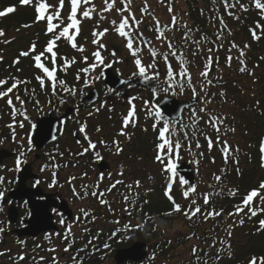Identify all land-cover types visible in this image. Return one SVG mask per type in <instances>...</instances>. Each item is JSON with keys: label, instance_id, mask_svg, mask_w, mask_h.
I'll list each match as a JSON object with an SVG mask.
<instances>
[{"label": "snow or ice", "instance_id": "snow-or-ice-1", "mask_svg": "<svg viewBox=\"0 0 264 264\" xmlns=\"http://www.w3.org/2000/svg\"><path fill=\"white\" fill-rule=\"evenodd\" d=\"M65 2L66 0H58V4H50L48 0H20L21 5H29L33 6L36 12L35 23H44L45 24V35L49 37L47 43L43 47V50H37V41H33L29 48L25 51H21L18 57L13 60V66L20 63L21 57H31L34 61V67L39 70V73L35 75V80L38 82L41 90H45L47 88L48 92L52 96H57L59 98V103L61 105L67 103L65 97L74 98L78 94L80 96L85 95V89L94 87L97 82L104 79L107 70L113 68L115 64H123L124 60L117 56V52L114 49L110 55L112 59H109L105 55H102V52L107 51V46L105 43L101 42V38L106 36L109 29L104 28L102 31H93V37H95L92 41L94 45H96V50L91 53L92 61L89 63V57L82 55L80 58V62L85 64V67L78 68L75 74V81L72 84H69L62 78H58L57 72H62L67 74L68 70L75 64H77V60L75 57H67L63 55H59V41L63 40L66 43L70 44L71 48L76 50L77 52L84 53L86 50L83 45H78L77 37L81 32V24L84 19H91L93 13H95L100 21L107 20L108 17L104 15L105 12H115L119 16V22L116 19H112L110 24L112 25L114 31L122 38H125L126 43L125 47L129 52V55L132 57V63L134 65L135 70L132 71L129 79L124 81V83L128 84V86L136 87V84L131 83V80L135 78L139 83L143 85H150L151 82L155 81L156 85L151 87L152 99L144 100L143 104L146 109H149L153 112L155 116V120L153 123V130L158 131L157 140L159 143L156 145V156L155 161L161 165V169L164 172L169 173V181L168 187L166 189V195L168 199L171 201L172 207L170 211L164 212L165 216H172L173 214H182L188 221H193L194 218H198L207 222L209 219H215L216 217H220L223 215V209L217 210L214 207H204L209 206L212 202V198L214 196L224 195V187L221 185L222 176L226 169L221 170V175H215L214 179L216 184L209 185V188L212 191L205 193H197L196 187L191 185L188 179L181 178L180 184L187 185V189L183 191V196L185 199L189 200V204L187 206L182 207L181 204L177 203L171 194L172 186L174 181V177L177 176V161L182 159L181 156V148H186V150L191 153L193 156L197 155L192 152V143L191 140L195 139L196 144L195 147L199 149L201 144L199 142L198 133H201V130L198 128L200 121L203 119V116L200 113H204L209 116V119L205 121L206 124H209L214 131L216 132V138L213 140L211 136L207 134V132H202L204 139L207 141L208 150L211 151L213 145H218L220 150L224 156L225 165L229 163V158L232 157L233 163L236 165L239 164V160L235 158L234 153L239 152V147L237 146L234 150L231 149L227 140L221 141V138L227 136L228 132L235 133V128H223L225 121L227 120L226 116H212L208 113L207 105L212 103V100L208 96V87L213 84V80L209 78V72L213 67V57L212 53L214 51H219L220 48L223 47V44H217V41H222L224 39V31L227 30L228 35H231V30L227 28V25L224 21L223 16H215L210 17V20H219L220 25L222 27L215 33L216 40H211L205 34H202L200 38L194 39L193 34L198 29L190 28L187 21L183 19V17L179 13L173 14V0H168L167 7L168 12L171 15V22L169 24H161V22L153 15L154 24L152 28L149 30H155L156 36L155 40L159 42V46L153 44L151 39H148L144 36L143 31L140 30L141 25L143 24V19H138L134 14V10L132 8L133 0H119V4L117 0H104V7H102L99 11H97L96 6L92 4V0H68L70 8L67 12H65ZM161 3H164V0H160ZM254 6L261 10L262 18H264V3L261 0H253ZM224 4L225 11L229 16H233L236 19H239L238 16H235L233 11H229V9H235L237 5L240 6L241 10L247 11V8L244 4L240 3V0H222ZM82 5H91V7L82 8ZM122 5V6H121ZM218 10V9H216ZM16 11L15 6H8L4 8V10L0 11V17H5L11 13ZM141 14H145L149 12L147 0H145V5L140 9ZM150 14V13H149ZM201 14H203V9H201ZM186 15V14H185ZM31 25H23V27L27 28ZM96 28H99V23L96 25ZM261 30L264 32V25H262L259 21L256 23V27L250 29L253 39L259 40L261 39V35L257 34V31ZM182 32V37L180 41L176 39V33ZM5 33L2 29H0V37H4ZM11 40L5 39L3 43L8 44L11 43ZM209 43L212 44V47H208L206 49L207 58L204 61V70L199 73V77L197 81H193V76L190 71V67L192 65V61L185 54L184 49L188 46H194V50L192 52V56L201 55L203 57L205 49L201 47L202 44ZM135 44V47H134ZM166 45V49L165 46ZM250 47L248 44H245L243 48H239V46L235 42H231V46L228 49L229 53L232 48H237L239 50V56L237 59L239 60L241 67L240 72H248L249 75H253L254 73L247 69V65L243 59L245 56L244 49ZM147 50L150 59L145 60L143 57V52ZM233 57L228 55L226 58V63L228 67H231V61ZM264 59V57H261ZM0 61H3V56L0 55ZM219 58H216V64L218 65ZM257 65L256 67H258ZM21 69H17L20 71ZM118 73H120V69H115ZM123 75L122 73H120ZM11 83L9 84V81ZM31 81L27 79H20L15 76L9 75L4 79H0V100H3L8 107L11 109V115L13 116V123L7 125L8 128L12 130V138L15 142L16 140V132H15V115L17 112V105L13 102V94L15 101L19 102L20 105H23L25 101L21 98V96L16 92L17 89L20 88L21 85H25L23 91L25 95H35L36 90L32 88L29 90L26 86L30 84ZM161 85H166L161 87ZM7 86V87H5ZM190 90L192 94V99H196L199 96V100H197V105L203 104V107L193 106L191 108V115L189 119L191 120V124L185 125L180 123L179 121H170L166 119V113L163 111L162 105L167 102V100H161L159 103H156L159 100L160 93H163L167 96H178L183 95L185 90ZM199 89V91H197ZM114 89L109 88L107 90L108 93H112ZM203 93L204 95H201ZM116 95L119 96L120 93L116 92ZM223 97L225 94L223 92L220 93ZM141 97L132 96L129 98L128 103L131 105L128 116L124 117V122L122 129L119 135H127L123 129L127 128L130 123L135 124V120L133 117L135 116V104L132 102L135 100H139ZM49 105H51V101H48ZM36 104H39V101H36ZM107 101L101 102L95 109V113L101 112V110L106 106ZM259 104V102H257ZM111 111V109H109ZM76 111H79V106L77 105ZM94 112H89L88 115L92 116ZM27 118V117H25ZM21 128L24 126L21 122L19 125ZM179 131L183 132V139L188 141L187 145L181 142L179 138ZM86 123L81 124L79 131L84 133L85 138L88 141V147L83 150V152L78 155L83 156L89 151H94L95 159L97 161L102 160L100 151L97 150V142H93L86 132ZM189 129L191 130V138L189 135ZM223 129V130H222ZM146 130V129H145ZM102 129L100 127L96 128V132H101ZM130 139V137H129ZM79 143V141H77ZM0 143H3V140H0ZM99 145L108 151H112L113 146L115 148V155H119L123 148L120 146V142L118 140H113L111 145L104 139H100L98 141ZM28 152L33 151L31 146V139H29V146L27 148ZM260 151L262 153L261 156V167H264V140L261 141ZM204 153L200 152L199 156L203 157ZM62 156V154H61ZM26 153L24 151V146L21 144V151L16 160V168L15 171L19 172L20 166L26 163ZM54 160L55 157H52ZM194 163L199 165V160H195ZM67 164H64L63 167H67ZM75 166V165H73ZM48 165H44L41 168V171H44ZM54 168L58 169L60 165H53ZM237 174H241V170L239 167L236 168ZM53 183L50 187L55 186L56 180V172L53 171ZM119 176H124L123 166H121V170L118 173ZM83 177H87V173L83 174ZM81 177V178H83ZM77 179L76 176H71L68 180V183L72 185V182ZM105 177L101 174L97 180V182L92 186V191H89V186L87 184L81 185L80 190L78 191L75 185H72V193L73 195L79 199L84 200L89 195L97 198L98 203L101 205H108V211L115 214V209L111 207L108 203V200L105 198L106 193H111L113 189L117 187V185L125 184L123 179H117L104 191L99 190L100 183L104 181ZM108 179L111 180V174ZM4 183V177L0 176V184ZM37 184L39 181L36 182ZM135 187H140V181L137 180L134 182ZM129 190L133 188V184L129 183L125 185ZM220 186V187H217ZM240 192L239 187L228 188L227 195L231 198H236ZM192 194H196L197 196H201L203 199V206L197 202L196 196ZM128 196H124L125 204H128ZM4 203V190H0V212L4 211L3 207ZM9 203H11L9 201ZM144 203H148V201H144ZM247 209V211H245ZM138 209L133 208L131 205L126 206L122 209L123 212H126L129 217L133 215V211ZM54 212H57L56 209H53ZM80 212L83 214L82 216H77L74 218L75 222L82 223L87 220L90 215L89 211L81 208ZM241 213H244L249 219L252 217H256L261 213H264V180L260 181L255 187L248 190L245 195H243L241 202L234 205V211L228 213V217L239 216ZM60 223L64 224V218L61 213ZM97 219L96 216H92L91 222H94ZM148 217L147 214L143 220V222H139L135 225L126 224L123 227V231H136L142 230L144 226L147 224ZM113 223L119 224V220H114ZM237 223V221H233L232 225H228L225 229L227 237L230 239L232 236V228ZM238 223L240 225L244 224V219L241 218ZM72 227L73 224H69L66 226L65 233L63 235V239L68 241V245L64 248V251L69 252L72 247L74 240L70 239L72 237ZM264 230V219L259 220V227L257 231ZM6 231L5 227H0V235H2ZM84 231H88L87 228ZM117 231H121V229H117ZM56 236H60L59 232L55 233ZM101 233H97L92 237L91 240L88 241L89 244H93V240L99 239ZM193 236L195 233L192 234ZM51 239V234L48 237ZM191 239L192 236L187 237ZM199 237H197L198 239ZM109 239H112V236H109ZM126 239H131V237H126ZM19 244L23 246L24 241H18ZM171 243V241H169ZM219 243L222 247L217 249V254L213 258L215 264H218V261L221 259V253L227 251L229 258H231V244L226 243L225 240H220ZM40 247V245H37ZM210 247H215V244ZM103 248L106 250H111L112 245L108 242H105ZM93 253L99 251L100 249L93 245ZM48 251L55 252L56 248H49ZM85 251V249H80L78 252L71 256L72 264H84V259L79 257V253ZM198 249L194 246L192 248V255L196 257L197 264H199L200 260L203 259L200 256H197ZM6 255V252L0 251V256ZM107 255V252H105ZM208 256V253H205V257ZM24 256L20 255L19 259L24 260ZM155 257L153 256V259ZM41 260L44 258L41 257ZM53 264H59L58 257L53 256ZM204 264H207V260H204ZM248 264H264V257L257 258L253 256Z\"/></svg>", "mask_w": 264, "mask_h": 264}, {"label": "rangeland", "instance_id": "rangeland-1", "mask_svg": "<svg viewBox=\"0 0 264 264\" xmlns=\"http://www.w3.org/2000/svg\"><path fill=\"white\" fill-rule=\"evenodd\" d=\"M12 4H16L17 0H11ZM117 3L119 4V0H117ZM7 4V3H6ZM147 4H148V8H149V12L145 13L144 15L141 14L140 9L144 7L145 5V0H133L132 2V7H135L137 13L139 14V16L142 17L144 23L143 25L145 26H151L154 24L153 21V15H155V17L160 21V22H165V23H169V21L171 20V15L168 12V7H167V2L166 0H164V3H161L160 0H147ZM176 6H172L173 7V14L175 13H179L183 19L185 21H187L188 17L187 15H185L188 12V9L186 7V5L183 2L180 1H176ZM96 9L97 11H99L102 7H104V0H97L96 3ZM186 12V13H185ZM150 13V14H149ZM93 15H96L95 13H93ZM105 16H107L108 18H117L116 16H118V14H116L114 11L113 12H105L104 13ZM107 20L104 21H98L97 24L99 23V28L98 31H101L103 29H101L104 24L106 23ZM96 24V25H97ZM101 27V28H100ZM109 31L106 34V36L103 37V41L102 43H105L107 48H110L112 46H118L121 47V52L118 53V57L121 58L122 60L125 61V63L123 64H116L117 68L120 69V73H122L123 75H121L119 73V76L122 77H126L127 75L131 74L132 71L135 70L134 65L132 63V57H130L128 55V53L126 52V47H125V41L124 39H120L119 37L117 38L115 36V33L113 32V29L108 28ZM33 32V33H32ZM89 33V34H88ZM87 33L86 37L88 39H91L93 37V30L89 29V32ZM25 36V37H24ZM10 39H12L14 42L11 44H5V43H0V49L2 50V52H0V55L3 54V58L7 59L8 62H12L13 60H15L16 57H18V53H16V49L19 48L21 45V47L23 48V50H25V48L27 47V44L32 43L33 41H37V45H41L46 39L47 37H45L43 35V32L41 30V27L39 26L38 28H34L31 29L29 32L23 34V35H18L16 36L15 32H10L9 35L7 36ZM3 38V37H0ZM7 39V38H5ZM3 39V40H5ZM150 39L152 40L153 44L159 46V42L155 40L154 36H151ZM64 42V41H63ZM90 41H88L87 43H89ZM62 43V41L60 42ZM26 44V45H25ZM135 46V44H134ZM96 45H92V44H88V46L85 48V52L83 55L88 56L89 59L91 60L92 56L91 53L93 51L96 50ZM77 52V51H75ZM231 53V52H230ZM72 54V53H71ZM73 55V54H72ZM76 55V54H75ZM102 55H104V52H102ZM143 57L145 60H149L150 56L148 55V53L146 52V50L143 52ZM82 55L80 56H75L76 58L79 57L81 58ZM74 57V55H73ZM202 68H200L198 70V73H196V77H194V80H197L199 77V73L201 71L204 70V62L201 64ZM24 69L25 66H22ZM4 71H6L7 69H3ZM28 71V70H27ZM18 74V72H17ZM201 79V78H200ZM237 82V86H240L239 91H237V95H238V99L240 101L241 106H243V110H241L242 108L239 107V110H241L243 117L242 120L247 127V130L249 131L247 133L248 136V140H246V137H242V132L243 129L241 127H239V132L235 133V136L230 137L229 139H233L236 138L237 140L240 141V145H242L243 150H240L242 152V156H244L246 153H252L253 152V147H254V140L250 141L249 139L254 138L257 134L258 135H263L264 132V127L262 128V124L264 123V119H260L255 112H253V107H257V102L260 101V91H257L256 88L254 87V85L252 84L253 81H250V77H248L245 80H235ZM259 95V96H258ZM263 95H261L262 97ZM107 99H109V101L112 100H117L118 98L116 96H106ZM264 98V96H263ZM135 103V107L138 108V111L140 110L142 113V110H144V105L141 103ZM146 109V108H145ZM44 110H47L46 112H50V108L45 107ZM128 111V107L127 105H119L117 107V112L116 115L112 116V117H98L96 113H94L92 116H89L88 113L92 112V111H84L81 114H79L77 118H79V121L81 122V124H85L87 125L86 129H88L89 131H92L93 133H91V137L93 139V141H96L98 143V141L100 139H104L106 140L108 143L112 142L113 140H118L120 142V146L121 145H126V144H131L133 142H138V139H135V136L133 134L134 137L130 136V131H132L130 128L128 131H126L125 129H123V131H125V133L127 135H119L121 129H122V118L126 116ZM136 111V110H135ZM253 112V113H252ZM5 119L2 123L3 128L7 129L8 132H11V129L7 127V125L11 122V117L9 114L4 115ZM35 117L36 115H32V113H30V120L31 121H35ZM23 120V119H21ZM24 121V120H23ZM236 122H238V120H235ZM25 127H28L30 124L28 121L24 122ZM92 125L94 126V130L91 129ZM100 127L102 129L101 132L97 133L96 132V128ZM233 127H238L236 126V124ZM19 128V127H18ZM245 129V128H244ZM16 131V130H15ZM18 131V140L15 143H12L10 141H4L3 143H0V148H7L8 150L12 151V149H15V147H13L14 145H18L21 143L23 144L24 147H27V135H28V130L25 129H17ZM210 135L214 136L212 137L213 140H215L216 138V132L210 129ZM230 133V132H228ZM11 134V133H10ZM232 134V133H231ZM17 135V134H16ZM233 135V134H232ZM260 136V137H261ZM130 137V139H129ZM145 136L142 135L141 141L142 144L145 146L144 148H140L139 152L142 153L144 155V157L146 158L145 160H134V157L131 158L129 157V155L132 154V150H130L129 148L124 152H122L121 155H115L114 152H108V150L104 149L102 146L98 145L97 149L100 151L101 156L103 157V161L108 163V165L110 166L109 170L104 171L103 175L105 177L104 181L102 183H100L99 186V190H101V188L103 187L104 190H106L107 186L112 183L115 179H123L125 181V183H134L135 181L139 180L141 182H143L144 184H142L139 188H132V191H145L146 190V186L145 185H151L153 184L152 182L155 181V178L160 175L163 176V172L161 169V165L158 164L155 159L153 158L154 156V151L156 149V145L154 143L149 144L148 142H146V140L144 139ZM154 139H152L153 142ZM225 140V136L221 138V141ZM237 140H235L234 142H228V144L230 145H236L237 144ZM66 141H69L70 143L68 144L69 149H71L72 151H76L75 153H81L83 152V150L85 148H83V144L78 145L75 141H73L72 136H68L67 138H64V144ZM249 141V142H248ZM138 144H141V142L139 141ZM18 145V147L20 146ZM134 145V144H133ZM217 148H215V150L217 151L218 148H220L218 145ZM114 148V146H113ZM214 150V151H215ZM115 151V148H114ZM213 152L210 154L209 159H214V161L217 160L216 157H218V153ZM91 153L87 152L86 154H84L81 158V161H78L75 163V166H70L69 169L63 170L60 178H59V182L61 183L60 185H57V190H55L56 195L62 196L70 205V207L73 209V211L75 213H79L80 209H86L88 208H94V210L99 211L100 214V218L104 217L105 219L107 218H113V220H119V221H123V222H127L129 224L133 223L134 225L139 223L138 220L137 221H133L132 219H126V217L124 216V213L122 209L125 207L123 203V201H120L119 199L121 198L120 193H118L119 191V187H117V189L112 193V194H107L105 198L109 201H116L115 204V208L117 210H119L118 213H111L109 214L108 210H104L103 207L98 203L97 198L92 197L91 195H89L86 199L84 200H79L77 199L73 193L71 192V186L68 183V180L71 176H76L77 179L75 181L72 182V185L74 184L77 188V190H80V186L87 184L89 186V191H92V186L97 182L98 180V169H97V165L98 163H96V159L89 157ZM124 154V155H123ZM184 156V154H183ZM89 158V161L88 159ZM33 161V162H32ZM30 162L32 163L31 167L34 169V165L37 164V160L34 159V157H32L30 159ZM217 162V161H216ZM4 163L2 165V168H0V176H5L6 181H10L13 177L14 172L12 171L13 169V157L10 158H6L4 160ZM218 163H216L215 165H209V167H211V169L213 170V168H217L218 169ZM121 166H123V170H124V174L126 175L125 178L124 176L121 177L118 175L119 171L121 170ZM126 169H128L127 171H125ZM258 169V164L255 163L254 165L250 164L247 167V171L248 173H256V174H252L249 179L247 180V183L251 186V187H255L257 185V178L259 177V170ZM85 171V173H87V177H83L82 172ZM255 171V172H254ZM34 170H32V173L34 174ZM111 174V180L108 179L109 175ZM133 174H137L136 176H133ZM47 181H49V176L47 175V173H45V176H43ZM83 177V178H81ZM4 179V180H5ZM151 182V184H150ZM32 184L30 182V180L25 182V186L28 188L31 187ZM44 185L42 183V187L40 186V188L45 189ZM70 186V187H69ZM152 187L150 186L149 189H151ZM199 190L201 193H205V192H209L211 189L209 188V184H207L205 186V188H201L199 187ZM44 191V190H43ZM164 192H165V188L163 189V191H159L157 193L154 194L153 198L155 199H161V196H164ZM127 205V204H125ZM98 209V210H97ZM100 222V221H99ZM101 224H103L101 222ZM119 228V225L117 226ZM101 229H110L111 226L105 224L103 227H100ZM165 233L164 234V238H168L171 239L175 242H179L181 238H183L184 240H186L187 242L184 243L183 246H180L178 250L174 251V253L169 257V259L167 260H162L160 263L161 264H178V263H188L191 264L192 260L191 257L192 255V248L195 246L197 249L200 248V243H208L209 240L207 239H203L202 237H200V235L198 236L199 238L197 239V236L192 237L191 239H187V237L191 236L190 234V228L189 226H187L184 221H177L174 223V227L170 230H166L164 229ZM6 238L8 239V244L6 242L5 244V248H11L14 249L13 254H17L20 251L15 250V240L13 238H11L10 234L6 235ZM224 239V238H223ZM264 239L262 237L261 240V245L260 247L264 246ZM243 242V244H247L249 245V243H251L253 246L254 245H259L260 243L255 242V239L252 235H248V234H244V233H239L236 235V239H235V245H241V243ZM249 242V243H248ZM236 249L233 247H231V250L235 252L236 255L239 254V252H241L240 254L244 257V260L247 261V258L249 256V254L251 252L247 250H242L241 248L238 249L237 246H235ZM259 247V248H260ZM199 252V251H197ZM238 252V254H237ZM12 253V252H11ZM64 252L59 253L58 255V260L59 263H62V261H64ZM255 253L258 254H264V251H256ZM212 254H214L215 257V251L211 250V252L209 253V255L207 257L211 258L212 260L210 262H212L213 264H215V262H213V258ZM224 254V253H222ZM222 260H224V255H221ZM25 263V262H24ZM223 262L220 261L218 264H222ZM107 264H115L112 260L108 261ZM193 264V263H192Z\"/></svg>", "mask_w": 264, "mask_h": 264}, {"label": "trees", "instance_id": "trees-1", "mask_svg": "<svg viewBox=\"0 0 264 264\" xmlns=\"http://www.w3.org/2000/svg\"><path fill=\"white\" fill-rule=\"evenodd\" d=\"M50 4H58V0H48ZM190 10V18L192 19V25L189 26L193 29H198V31H195L193 34L194 39H198L201 37L202 34H205L208 38L211 40H216L215 33L222 27L220 25L219 20H210V17L215 16H223L224 21L227 25V28L231 30V35H228L227 30L224 31V39L222 41H217V44L222 43L223 47L219 49V51H214L212 53L213 57V67L212 70L209 72L210 79L213 80V84L211 85L210 93L208 94L209 98L212 100L211 104L209 105L210 110L212 109L214 112L218 113V116H221L222 111H225V108L228 105H235L239 107L238 99L236 96V93L233 91V82L235 78L240 77H256V84L257 86H260L259 88L264 90V59H261V57H264V32L257 31V34L261 35V39L254 40L252 33L250 29L256 27V23L259 21L261 23L260 17L258 16L261 14V10L257 9L254 6L253 0H240L241 4H244L247 8V11L241 10L240 6L237 5L235 9H229V11H233L235 13V16H238L239 19L234 18L233 16H229L227 12L225 11L224 4L222 3V0H187ZM262 3H264V0H261ZM7 3V4H6ZM14 4L11 3V0H0V8H6L8 6H13ZM69 9V6H67ZM83 7V6H82ZM201 9H203V14H201ZM218 9V10H216ZM89 20V26L86 29L89 32V28L92 29V20ZM34 14L33 10L31 8H24V9H18L13 14H11L8 17H5L4 19L0 20V29H2L5 33V36L3 38H0V43L3 42V39L7 38L8 40H12L9 37L10 32H15L16 36L23 35L27 32H29L31 29L38 28V24L34 22ZM23 25H31L30 27H23ZM33 33V32H32ZM154 33L156 34V31L154 30ZM89 34V33H88ZM178 39L177 41L181 40L182 32L178 33ZM25 37V36H24ZM83 40V38H82ZM231 42H235L239 48H243L245 44H248L250 47L247 49H244L245 56L243 57L247 69L251 72H253V75H249L248 72L241 73L240 67L241 64L237 57L239 56V50L237 48L231 49V56L233 57L231 61V67L227 66L226 58L229 54L228 49L231 46ZM11 44V43H9ZM26 45V44H25ZM22 46V45H21ZM17 48L15 51L16 53L20 52L23 48L22 47ZM30 44H27L26 50L29 48ZM212 44L205 43L202 44L201 47L206 49L208 47H212ZM61 51V49H59ZM194 50V46H188L186 49H184L185 54L188 56V58L191 60L190 51ZM25 51V50H24ZM0 52L2 50L0 49ZM65 54L63 51L59 52V55ZM200 55H197V58ZM219 58L218 65L216 64V58ZM22 64L19 65L18 69H21L22 77L23 79L30 80L31 83L28 84L26 87L31 90L32 82L34 80L35 75H37L39 72L38 70H33V63L28 64V61L26 59H21ZM192 61V65L190 68L195 69L198 66H200L198 59H196L195 62ZM11 62L4 60V63H1L0 66L7 68L6 75L4 77L15 76L17 77V69L15 70L12 66H10ZM27 67V69L31 70L27 71V69H24L22 66ZM259 65L258 67H256ZM67 74H70L67 72ZM67 74H65L66 77ZM3 77V76H2ZM156 85V82H151L150 86H148L149 89L151 87H154ZM25 87V85H23ZM21 87L19 90V94L21 96L26 97V99L29 101L32 99L34 95H25L23 88ZM37 91H40V89H36ZM223 92L225 95L222 97L220 93ZM79 96L77 95L74 98L65 97L67 100V103L63 104L62 106L66 108L68 105H77L79 102ZM50 101L55 104V102H59V98L57 96H50ZM35 99H33L34 101ZM226 112L228 116L230 114L236 113V110H231ZM257 115H263V111H258ZM227 117V116H226ZM240 119V117H239ZM206 121V120H205ZM239 124L242 126H246L245 123H243L242 120L238 121ZM237 123V124H238ZM199 125V129L202 132H206V128L204 126ZM247 127V126H246ZM198 133V138H201L203 134ZM190 138H191V130L189 132ZM195 139H192L193 141ZM234 150V148H233ZM247 164V162H246ZM228 173L226 176H228V182L230 184H233L235 187H237V184L235 182L242 181L243 183L246 182V172H242V177L238 178L237 172H236V166L231 162L228 166ZM253 174V173H251ZM234 182V183H233ZM155 189L149 190L148 192H138L137 194L134 193L133 198V208L138 209L136 211H133L134 218H141V222H143L146 214L148 217H151V219H148L147 221V234L149 235V242L154 243L153 249H163L162 251V258L168 257V254L170 251H172L175 248V241H169L163 240L162 238V231H160L159 226L164 225L173 228L174 223L177 222L181 216L179 214H173L172 216H165L163 215L164 212L170 211L171 206L167 202H163L161 199H155L153 198L154 194L157 193L156 191H159V182H154ZM177 194H179V191H177ZM225 198L226 205L228 204L227 209H229L228 213L231 211H234V205L238 204L237 200L234 198L229 197ZM144 201H148V203H144ZM226 209V207H225ZM245 215L238 217L244 219V224L246 225L247 222L251 224L252 228H255L254 224L251 221H248V217ZM180 217V218H179ZM236 216L228 217L227 210H225V216L224 213L220 217H216L215 219H210L207 222L201 221V224L197 228V232H201V236L203 239L209 240L208 243H201L200 248L198 249L199 252H197V256L202 257L203 259L200 260V264H204V260H208L209 257H205V253L207 252L208 255L211 252V250L215 251V255L217 254V249L222 247L219 243L220 240L223 239L222 235V226L224 218L225 220L228 219L230 223L229 225L233 224V220ZM237 221V220H235ZM237 228V233L241 230L240 225L237 221V223L233 226ZM140 236V233H139ZM142 237L145 238V236L142 234ZM229 239V238H228ZM225 238L226 243H230L235 247V241L233 240L234 237H231L229 240ZM224 240V239H223ZM215 244V247H210L211 245ZM179 245V244H178ZM176 245V246H178ZM221 253V255H224L225 257V264H234L232 261V257L229 258V255L227 251ZM240 253L236 257V254H233L231 250V255H235V260H238L240 257ZM214 255V254H212ZM196 259V258H195ZM208 264V262H207Z\"/></svg>", "mask_w": 264, "mask_h": 264}, {"label": "water", "instance_id": "water-1", "mask_svg": "<svg viewBox=\"0 0 264 264\" xmlns=\"http://www.w3.org/2000/svg\"><path fill=\"white\" fill-rule=\"evenodd\" d=\"M107 82L108 84H112L111 82H114L115 84H117V80L114 79L112 73L110 71L107 72ZM118 86V85H116ZM114 86V87H116ZM194 103H188V104H184V103H178L177 101H167L165 104L162 105L163 110L165 111V113L170 116L172 119L175 120H179L181 119V115L183 113L184 108L189 107L191 105H193ZM54 122L56 123V120H51V119H46V120H41L40 124H39V129L37 131V135L35 137V143L37 144V146H39L41 143H43V145H45V143H48L49 141L53 140L54 138V134H55V129H56V124L53 125ZM44 123L50 124L48 126H45ZM23 181V180H22ZM192 181V179H191ZM33 196H27V198L30 200V203L32 205V207L35 206V202L32 198ZM49 202L45 204V208L43 210L38 209L36 216L34 217L33 221H36V217L38 216V214L43 215V217H45L46 219L49 217L47 216V212H48V208H49ZM35 223V222H34ZM45 229L48 227H44ZM44 229V230H45ZM43 230V229H42ZM40 231H38L36 234H38ZM34 234V235H36ZM145 245L142 243H137L133 248H131L130 250L127 251H120L118 252L117 256H116V261L118 264H122L127 260L130 261H140L142 260L145 256L146 253L143 251L144 250Z\"/></svg>", "mask_w": 264, "mask_h": 264}, {"label": "flooded vegetation", "instance_id": "flooded-vegetation-1", "mask_svg": "<svg viewBox=\"0 0 264 264\" xmlns=\"http://www.w3.org/2000/svg\"><path fill=\"white\" fill-rule=\"evenodd\" d=\"M57 196V195H56ZM58 197V196H57Z\"/></svg>", "mask_w": 264, "mask_h": 264}]
</instances>
